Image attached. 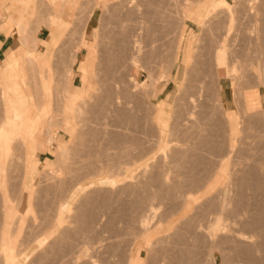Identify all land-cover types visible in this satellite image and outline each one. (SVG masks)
Masks as SVG:
<instances>
[{
    "label": "rangeland",
    "instance_id": "1",
    "mask_svg": "<svg viewBox=\"0 0 264 264\" xmlns=\"http://www.w3.org/2000/svg\"><path fill=\"white\" fill-rule=\"evenodd\" d=\"M241 1L239 3L246 5L245 1ZM253 1L260 3V0ZM187 3H195L197 9H202L204 14L202 18H198L199 24L186 21L184 27L187 32L182 42L179 62H176L177 39H179L176 35L178 34L179 37V32L183 28L182 17L176 13L180 14ZM237 5L238 3L235 7ZM244 5L238 6L237 10L238 8L240 10L242 6L246 7ZM44 6L48 5L43 2L39 5L38 15L41 10L46 9ZM221 8H224L222 0H81L75 14L76 18L64 30L58 51L54 53V58L52 56L53 61L58 62L59 59L62 61L57 63L58 68H65L67 55L68 57L72 55L79 40L81 49H79L78 58L80 59L85 53L82 49V34L86 29L89 42L86 59L92 64V69L86 72V81L88 85L91 83L94 87L86 86L85 92H90L80 96V99L83 98L82 101L77 103L71 112L65 108L66 99L59 96L58 92L53 93L50 100L52 113H57L59 105L64 108L61 124L64 126L68 121L72 123L70 128H60L66 135L62 131H59L57 135L58 138L64 136L63 146L68 149V159L59 169H56L57 164L55 167L53 165L57 156L53 161L54 143L47 144L45 150L36 153L38 166L31 175L29 174L31 168L28 165L27 168V163L19 157L20 148L15 144L6 168L7 174L0 175V240L2 231H6L2 234V239L7 238V233L11 235L10 239L5 240V254L6 258L12 259L13 264H264V69L261 66V69L256 71L257 75L261 72V75H258L259 78L255 76L254 70H250V67V69L247 67L249 70L245 69L246 61L252 59V62L249 60L247 63L253 64L257 56L253 48L255 46H252L255 40L252 22L250 24L245 21L242 24V21L247 20L246 17L244 20H239L241 23L237 26L239 32L233 30L239 38L235 35L236 38L234 37L233 40L236 46L232 45V47L235 46L233 47V49L236 48L235 50L241 49L237 50V52L240 51L238 56L241 53V57L238 58L237 55L235 57L237 61L244 63V70L250 77L244 74L246 71L241 70L244 67L242 64H240L241 69L238 68L239 62L236 61L238 66L233 62L232 64H235L232 66L233 70L229 67L228 75L219 79L221 83L217 93L219 97L213 95L216 98L211 99L212 95L208 96L203 93L204 91L197 93L196 87L193 89L194 85L192 88L189 86L201 73L197 74L196 70L200 69L201 65L199 54L205 47L207 49L209 26L212 24L211 28L216 23L214 28L219 24V27L224 29L222 26L225 25V19H223L225 16L221 15L222 11L214 13L208 19H205L206 12ZM241 10L238 12L243 14L246 8ZM240 13L237 14L238 17H242ZM213 16L222 18L218 21L217 17V22L213 24L212 22L216 20ZM2 17L3 14L0 15V18ZM178 23L179 25L182 23V27H179ZM90 25H93L95 29L89 31ZM245 25L251 28L247 26L248 35L246 31L244 32ZM219 27L217 29L219 34L224 33H220ZM239 27H242V30ZM217 30L214 32L218 33ZM250 30L254 35H251ZM246 36L250 37L249 41ZM172 40L177 42H174L176 46ZM250 41L252 45H247ZM259 41L255 40V45ZM189 42L191 52L186 57V45ZM246 46L254 49H251V54L247 52L246 49L249 47ZM117 50L120 51L121 56ZM253 53L256 55L253 56ZM53 61L50 60V70ZM197 61L200 64L196 63ZM178 65L179 69H177ZM237 68L238 71H236ZM136 73L139 75L138 81L132 76ZM149 73L152 74L151 77H155V81H160L164 73L163 77L167 78V81L156 84L155 88L159 93H156L158 95L154 99L151 88L145 85L143 88L145 90L138 89L131 80L134 78L138 83L146 82L150 85L149 81L154 79L153 77L150 79ZM230 74L235 78L229 76ZM237 74H240L239 77ZM186 80L188 82L191 80L192 84H188ZM199 80L195 81V86ZM78 83L76 78L75 84ZM118 87H121V93L118 92ZM186 88L189 91H185ZM114 91L120 97H115ZM169 92L171 94L166 96ZM188 94L193 95L194 100L196 98L197 103L193 102V105L197 104V107L188 104L189 99L192 98ZM245 94L251 95V98L256 101L254 103L258 105L252 110H245L247 114L237 110L233 123L234 129L229 136L227 120L223 118L221 112L217 111H221L222 108L234 111L235 100H237V106L239 105L238 108L242 107ZM185 95L188 96L185 97ZM165 96L168 98L161 107ZM177 105L179 107L181 105L182 109ZM217 105H221V108H217ZM118 106L120 109L117 108ZM114 108H117L120 113H113ZM99 109L101 111H98ZM122 109L126 110V113L124 110L121 111ZM176 109L179 111L178 114ZM163 112H167V118L165 126L162 127L159 124V117ZM188 112L194 114L188 115ZM239 115L244 117L239 118ZM116 117L119 120L121 118L120 125L115 124L118 121ZM217 117L220 119V124L225 126L221 125V130L217 126V120H219ZM223 120L224 123H222ZM159 128L164 130V133H160ZM86 136L87 139H85ZM111 136L122 137L120 139L128 138L124 139L125 142L119 139H117L118 142H110ZM194 137L207 140L209 143H206L207 148L211 142L214 151L210 153L211 151L198 144L199 152L194 151L195 155L191 153L192 156L182 157V161V158L177 155L178 151H187L197 143L199 140L197 141ZM164 142L169 143L167 145L169 150L165 151L166 155L163 152ZM41 143L44 146V143ZM36 148L33 150L35 151ZM202 149H204L203 152ZM193 155H199V157L194 158ZM46 157L48 159L44 166L43 161ZM260 157L262 160L257 159ZM195 160H198L199 164L196 163L194 166ZM15 163L17 164L14 167ZM175 163L180 165L177 166L178 164L175 165ZM0 170L2 173L4 169ZM20 170L23 171L22 174H19ZM163 174L164 177H162ZM174 182L181 184L179 188L177 187L178 189L176 188L177 190L172 191ZM22 186L28 189V194H25L23 200L26 206L21 213L20 209L23 206L21 204L18 208V216H20L18 220L15 219L9 229L4 228L2 200L7 194L19 201ZM166 188L171 189L166 190ZM35 198L38 199L36 204L39 202L37 206ZM222 203L225 206L221 205ZM219 207L224 209L221 208V210ZM13 217L15 218L16 215ZM218 217L222 221L220 222L221 231L211 238L209 229ZM147 220L148 222L142 225L144 224L142 221ZM133 247L137 250L134 258ZM17 250L21 252H17L18 255ZM131 258L133 259L130 260Z\"/></svg>",
    "mask_w": 264,
    "mask_h": 264
},
{
    "label": "crops",
    "instance_id": "2",
    "mask_svg": "<svg viewBox=\"0 0 264 264\" xmlns=\"http://www.w3.org/2000/svg\"><path fill=\"white\" fill-rule=\"evenodd\" d=\"M42 2L51 9L44 6L46 9L38 15ZM80 3L81 0H0V15L3 14L0 18V169L7 168L12 148L19 141V157L31 168V175L38 166L36 153L43 151L33 150L39 142L44 143L45 149L47 144L54 143L53 161L57 151L67 148L63 146L64 136L57 135L59 131L66 135L60 128H70L72 123L61 124L64 108L59 105L57 113H52L50 100L58 92L66 99L65 108L70 112L82 101L80 96L85 95L87 86L86 72L92 69L86 59L89 44L86 29L82 34L85 53L80 59L79 40L72 55H67L65 68H58L57 63L62 61H53V55L58 51L64 30L76 18ZM91 29H95L93 25ZM51 59L54 64L50 70ZM132 76L138 81L137 73ZM26 119H30L28 124ZM22 173L20 170L19 174Z\"/></svg>",
    "mask_w": 264,
    "mask_h": 264
},
{
    "label": "bare ground",
    "instance_id": "3",
    "mask_svg": "<svg viewBox=\"0 0 264 264\" xmlns=\"http://www.w3.org/2000/svg\"><path fill=\"white\" fill-rule=\"evenodd\" d=\"M160 1V0H159ZM239 1H241V0H237V2L234 0L233 2H232V0L231 1H228V0H222V6H224V8H221V9H219V10H216V11H214L213 9L212 10H207V12H206V18L205 19H208V18H210L214 13H216V12H219V11H222L221 13V15H223L224 14V18L223 19H225V22H224V26H222V27H224V29L222 28H220L219 27V24H217L218 25V27L221 29V31H220V33L221 32H224V33H221V34H219V31L217 30L218 29V27H213V26H215V24H214V22L216 21L217 22V19H218V21H219V19H221L222 17L220 16V17H218V16H216V20H212L213 22V28L211 29L210 28V26L212 25H210L209 26V30H208V41H206L207 43V49H203L202 51L204 52V50H205V52H204V55H203V52H201V54H199L201 57H199V59H200V62H201V65H200V69H197L196 70V68H195V70L196 71H198L197 72V74L199 73V72H201L198 76H199V78H198V76H197V79L196 80H194L193 81V84H192V81L191 80H189L190 82H188V80H186L187 82H188V84L189 83H191L192 85H189L191 88H192V86L194 85V88L193 89H195V87H196V89H197V93H199V92H203V93H205L206 95H208V96H210V95H212V98L211 99H213V97H215V96H213V95H216V97H219V95L217 94L219 91H218V89L219 88H221V83L219 82V79H220V77H222V76H224V75H228V70H233V67L232 66H234L235 64H237V62H239V61H237V58L236 57H238V58H240L241 56V53H240V57L238 56V54H239V52H237V50H241L240 48L239 49H237V50H235V49H233V47H235L236 45L234 44V40H233V38L235 37V35H236V33H234V31H237V26L238 25H240L241 23H240V21L241 20H244L245 18L244 17H246L247 18V20H244V21H242L243 23L242 24H244V22L245 21H247V23L248 22H250V24H251V22H252V30H254V31H252L253 33H255V40L257 41V40H260L256 45H255V40H253L254 42H253V44L254 45H252L251 44V42L252 41H250V44L248 43L247 45H252V46H255V47H253L254 49H255V53L257 54V56H256V58L254 59V63L253 64H255V65H253V64H251V63H247V61H251L252 62V59H249V60H247L246 61V68H245V65H244V63H240L239 62V66H238V64H237V66H238V68L240 67V69H241V65L240 64H242L244 67L241 69V70H243V71H246V70H244V68L245 69H247V70H249L250 68V70H254V74H256L255 76H257V78H259L258 77V75L261 73L260 71V73L257 75V73H256V71L258 70V69H261V66L263 67V69H264V1H262V0H260V3L258 2H254L253 0H243V2L245 1L246 2V5H244L243 3L241 4V2L239 3ZM262 1V2H261ZM238 3V5H237V7L238 6H240L241 7V5H244V6H246V7H243L242 6V8H240V10L241 9H244V8H246V10H243V14H241L240 12L242 11H240L239 10V8H238V10H237V7H235V5ZM256 3V4H255ZM240 4V5H239ZM186 6L184 7V10H182L181 11V13H183L182 15H181V13L180 14H178V13H176V15H180L181 17H182V20L181 21H183V28H182V30H181V32H179L180 34H179V37H178V34L176 35V37L177 38H179V39H177L178 40V44H177V57H175V59H176V62L178 61L179 62V56H180V51H181V48H182V42H183V39H184V36H185V34H186V29H185V25H186V21H190V22H192L193 24L195 23V24H199L198 22V18H202V15L204 14V11L202 10V9H197V5L195 4V3H187V4H185ZM235 8H236V11H235ZM238 11H240V12H238ZM174 12V11H173ZM180 12V11H179ZM236 12H238L237 14H239L240 13V15L242 16V17H238V15L236 14ZM220 13V12H219ZM218 13V14H219ZM217 14V13H216ZM172 17V16H171ZM174 18V17H173ZM178 18V17H177ZM179 19V18H178ZM223 19L221 20V22L223 21ZM240 20V21H239ZM179 22H180V20H178ZM177 20H176V22H178ZM235 21H239L237 24L235 23ZM254 22V23H253ZM170 23V22H169ZM204 23H206V22H204ZM208 23V22H207ZM210 23H211V21H210ZM223 23V22H222ZM240 23V24H239ZM172 24V23H171ZM175 24V23H174ZM180 23H178L177 25L179 26V27H182V23H181V25H179ZM254 24V25H253ZM221 25V24H220ZM175 26V25H174ZM205 26V25H204ZM207 26V25H206ZM246 26V25H245ZM245 26H243V27H245ZM249 28H250V26L249 25H247ZM246 26V27H247ZM175 27H177V26H175ZM178 27V28H179ZM245 27V29H244V32L248 29V27L246 28ZM169 28V27H168ZM240 28V27H239ZM242 28V27H241ZM240 28V29H241ZM219 29V30H220ZM251 29V28H250ZM211 30H213V31H211ZM214 30L216 31L217 30V32L218 33H216V32H214ZM224 30V31H223ZM234 30V31H233ZM242 30V29H241ZM177 31V30H176ZM248 31H249V29H248ZM173 32V31H172ZM175 32V31H174ZM173 32V33H174ZM232 32H233V34H232ZM237 32H239V31H237ZM242 32V31H241ZM169 33V32H168ZM172 33V34H173ZM246 34H247V31L245 32ZM250 33H251V30H250ZM170 34V33H169ZM171 34V35H172ZM243 35V34H242ZM248 35V34H247ZM251 35H254V34H252L251 33ZM251 35H249L250 37H252ZM165 36V35H164ZM233 36V37H232ZM238 35H236V37H237ZM244 36V35H243ZM249 36H246V38H247V40L249 41ZM171 37V36H170ZM173 37V36H172ZM175 37V36H174ZM235 37V38H236ZM238 38H239V36H238ZM253 38V37H252ZM251 38V39H252ZM174 39V38H173ZM243 39H245V38H243ZM238 40V39H237ZM26 41V40H25ZM173 41V43L175 42L174 40H172ZM135 42V41H134ZM238 42H239V40H238ZM243 42V41H242ZM26 43V42H25ZM175 43H177V42H175ZM174 43V44H175ZM246 43H247V41H246ZM236 44H238V46H240L239 45V43H237L236 42ZM243 44V43H242ZM245 44V43H244ZM170 45V44H169ZM232 45H235V46H233L232 47ZM175 46H176V44H175ZM196 46V45H195ZM251 46V47H252ZM133 47V46H132ZM245 47V46H244ZM246 47H249V48H245L246 50H247V52L249 53V54H251L252 53V51H251V49L252 50H254L253 48H251L250 49V46H246ZM129 48H131V47H129ZM137 47H135V49H136ZM193 48V47H192ZM195 48V47H194ZM122 49V48H121ZM175 49H176V47H175ZM189 49H190V42L186 45V57H187V55L189 56L190 55V52L191 51H189ZM244 49V48H243ZM250 49V50H249ZM123 50V49H122ZM191 50V49H190ZM193 50V49H192ZM245 50V51H246ZM251 51V52H249V51ZM169 51V50H168ZM176 51V50H175ZM196 51H198V50H196ZM199 51H200V48H199ZM244 51V50H243ZM117 52H118V50H117ZM254 52V51H253ZM120 53V51L118 52V54ZM197 53V52H196ZM198 53H200V52H198ZM132 54V53H131ZM174 54V53H173ZM255 54V55H256ZM120 55V54H119ZM175 55V54H174ZM237 55V56H236ZM244 55V53H242V56ZM248 55V54H247ZM254 55V53H253V56H255ZM260 55H262V56H260ZM121 56V55H120ZM233 56V57H232ZM236 56V57H235ZM250 56V55H249ZM248 56V57H249ZM260 56V57H259ZM117 57V56H116ZM194 57V56H193ZM197 57V56H196ZM244 57V56H243ZM261 57H263L262 59H261V61H260V58ZM134 58V57H133ZM132 58V59H133ZM236 58V59H235ZM250 58H251V56H250ZM253 58V57H252ZM116 59V58H115ZM132 59H130V60H132ZM174 59V58H173ZM174 59V60H175ZM193 59H195V57L193 58ZM198 59V58H197ZM242 59H245V58H242ZM241 59V60H242ZM240 60V59H239ZM246 60V59H245ZM244 60V61H245ZM135 61V60H134ZM186 61H187V58H186ZM237 61V62H236ZM119 62V61H118ZM169 62V61H168ZM195 62V61H194ZM193 62V63H194ZM200 62L198 63V61L196 62V63H198V64H200ZM233 62H235V64L233 65L232 63ZM132 63V62H131ZM172 63V62H171ZM171 63H169V64H171ZM174 63V62H173ZM133 64H134V62H133ZM133 64H131V66H134ZM168 64V65H169ZM192 64V63H191ZM195 64V63H194ZM251 65H253V66H251ZM195 66H197L196 64H195ZM199 66V65H198ZM236 66V67H237ZM170 67V66H169ZM169 67H167V68H169ZM230 67V69H228ZM236 67L234 68V69H236ZM249 69H248V68ZM253 67H254V69H253ZM180 68V66L178 65L177 66V69H179ZM192 68H193V66H192ZM199 68V67H198ZM238 68H237V70L236 71H238ZM118 69H119V67H118ZM228 69V70H227ZM194 70V69H193ZM200 70V71H199ZM117 71V70H116ZM189 71H191V70H189ZM195 71V72H196ZM252 71H250V72H252ZM164 72V71H163ZM167 72V71H166ZM194 72V73H195ZM249 72V74H251ZM119 73V72H118ZM168 73V72H167ZM187 73V72H186ZM191 73H193V72H191ZM237 73V72H236ZM239 73H240V71H239ZM148 74V73H147ZM196 74V73H195ZM194 74V75H195ZM241 74V73H240ZM240 74H237V77H239L238 75H240ZM244 74H247V71H246V73H244ZM114 75V74H113ZM152 75V74H151ZM151 75H150V73H149V77H151ZM163 75H165V73L164 74H162L161 75V80L160 81H155V77H153V79L154 80H150V79H152V77L149 79L148 78V80H150L151 81V83H150V81H149V84L150 85H148L146 82H143V83H138L134 78H132L131 80H132V83L134 84V86L136 87V88H138V89H143L144 87H145V85H147L149 88H151V90H152V92L151 93H153V99L156 97V95H158V94H156L157 92L159 93V91L155 88L156 87V84L158 83V82H161V81H167V78L164 76L163 77ZM187 75H188V73H187ZM189 75H190V73H189ZM192 75V74H191ZM193 75V76H194ZM236 75V74H235ZM242 75H243V73H242ZM248 75V74H247ZM261 75V74H260ZM259 75V76H260ZM116 76V75H115ZM195 76V77H196ZM229 76H231V74L229 75ZM246 76V75H245ZM249 76V75H248ZM247 76V77H248ZM187 77V76H186ZM185 77V78H186ZM189 77H191V76H189ZM188 77V78H189ZM194 77V78H195ZM231 77H233V76H231ZM236 77V78H237ZM250 77V76H249ZM115 78V77H114ZM233 78H235V77H233ZM233 78H232V80H233ZM245 78V77H244ZM198 79H200L199 80V83L195 86V81H197L198 82ZM239 79V78H238ZM241 79V78H240ZM248 79V78H247ZM252 79V78H251ZM256 79V78H255ZM262 80V79H261ZM235 81V80H234ZM233 81V82H234ZM240 81V80H239ZM249 81V80H248ZM224 82V81H223ZM236 82H237V80H236ZM250 82V81H249ZM255 82V81H254ZM258 82H259V80H258ZM257 82V83H258ZM195 83V84H194ZM241 83H242V79H241ZM245 83V82H244ZM256 83V82H255ZM260 83V82H259ZM264 83V82H263ZM262 83V84H263ZM116 84H118V82L116 83ZM261 84V85H262ZM88 85V84H87ZM113 85V84H112ZM238 85V83L236 84V86ZM242 85V84H241ZM249 85H251V84H249ZM248 85V86H249ZM257 85V84H256ZM91 87V86H93L94 87V85H91V83L87 86V87ZM108 86V85H107ZM116 86V85H115ZM131 86H132V84H131ZM187 87H188V85H186ZM223 86V85H222ZM87 87L85 88V90L84 91H86V89H87ZM102 87V86H101ZM117 87V86H116ZM133 87V86H132ZM244 87V86H243ZM246 87V86H245ZM92 88V87H91ZM106 88V87H105ZM121 88V87H120ZM120 88L118 87V89L117 90H119L118 92L119 93H121L120 92ZM124 88V87H123ZM123 88H122V90H123ZM237 88H239V87H237ZM242 88V87H241ZM240 88V89H241ZM90 89V88H89ZM88 89V90H89ZM103 90H104V88H102ZM115 89V88H114ZM138 89H136V91L138 90ZM185 89V88H184ZM187 89V88H186ZM235 89H236V87H235ZM240 89H239V92H240ZM117 90H115L116 92H117ZM143 90H145V89H143ZM191 90V89H190ZM111 91H112V89H111ZM114 91V92H115ZM154 91V92H153ZM185 91H189L188 89L187 90H185ZM236 91V93L238 94V91L237 90H235ZM234 91V92H235ZM90 92V91H89ZM88 91L87 92H85V94L86 93H89ZM99 92V91H98ZM115 92V93H116ZM129 92H131V91H129ZM132 92H134V91H132ZM184 92V91H183ZM191 92V91H190ZM100 93V92H99ZM105 93H107V91L105 92ZM114 93V94H115ZM150 93V94H151ZM235 93V94H236ZM241 93V92H240ZM95 94V93H94ZM133 94V93H132ZM147 94H149V93H147ZM171 93L169 92V93H167L166 94V96H168V95H170ZM173 94V93H172ZM186 94H187V92H186ZM193 94V93H192ZM204 94V95H205ZM210 94V95H209ZM237 94L235 95V97L237 96ZM95 95H98V94H95ZM113 95V94H112ZM129 95V94H128ZM152 95V94H151ZM189 96H190V94H188ZM187 95V96H188ZM203 95V94H202ZM241 95V94H240ZM118 95H117V93H116V96L115 97H117ZM165 96V98L163 99V103L161 104V107L162 106H164V102H165V100L168 98V97H166ZM186 95H185V97H187ZM193 96V95H192ZM192 96H190V97H192ZM118 97H120V95L118 96ZM117 97V98H118ZM151 97V96H150ZM189 97V98H190ZM197 97V96H196ZM215 97V98H216ZM259 97V96H258ZM117 98H115L116 100H118ZM198 98V97H197ZM201 98V97H200ZM244 99V105H242L241 103H243V101H241V105H242V107H240V108H238L239 107V105L237 106V100H235V106H234V111H232V110H228V109H220L221 108V105H217L218 107L217 108H219L221 111H217L218 113L219 112H221V114H222V116H223V118H225L226 120H227V126H228V132H227V134H229V136H230V134L233 132V129H234V126H233V123H234V119H235V114L237 113V110H241V112H244V113H246L245 112V110L247 111V110H252L253 108H256L257 107V105H258V103H254V101H255V99L254 98H251V95H249V94H245V96L243 97ZM123 99V98H122ZM134 99V98H133ZM188 99V98H187ZM206 98H204V100H205ZM237 99V98H236ZM120 100V99H119ZM186 100V99H185ZM209 100H210V98H209ZM240 100H242V99H240ZM240 100H239V102H240ZM227 101V100H226ZM231 101V100H230ZM129 102H130V99H129ZM184 102V101H183ZM182 102V103H183ZM193 102H196V98H195V100H194V98L192 97L191 99H189V102H188V104H191V105H193L194 103ZM206 102V101H205ZM208 102V101H207ZM238 102V103H239ZM256 102V101H255ZM116 103H118V102H116ZM121 103V102H120ZM126 103V102H125ZM187 103V102H186ZM197 103V102H196ZM211 103V102H210ZM216 103V102H215ZM232 103V102H231ZM260 103V102H259ZM205 104V103H204ZM208 104V103H207ZM206 104V105H207ZM214 104V103H213ZM99 105H100V102H99ZM122 105V104H121ZM126 105V104H125ZM152 105V104H151ZM183 105V104H182ZM187 105V104H186ZM240 105V106H241ZM79 106V105H78ZM127 106V105H126ZM133 106V105H132ZM153 106V105H152ZM194 107H197V104H196V106L195 105H193ZM100 107V106H99ZM177 107L178 108H180V109H182V106L180 105V107L177 105ZM185 107V106H184ZM118 109H120L119 108V106L117 107ZM113 109V113H116V112H118V113H120V111H118V109ZM135 108V107H134ZM153 108V107H152ZM151 108V109H152ZM177 108V109H178ZM189 108H190V106H189ZM188 108V109H189ZM212 108V107H211ZM214 109H215V107H213ZM216 108V109H217ZM101 109V108H100ZM98 110V111H101V110ZM131 109V108H130ZM177 109H176V111H177ZM244 111H243V110ZM124 109H122L121 111H123ZM132 110V109H131ZM154 110V109H153ZM218 110V109H217ZM76 111H77V108H76ZM128 111H130L129 109H128ZM182 111V110H181ZM215 111V110H214ZM124 112L126 113V110H124ZM178 112L179 111H177L176 113L178 114ZM187 112V111H186ZM208 112V111H207ZM258 112V111H257ZM93 113H95V112H93ZM193 112H191L190 114H189V112H188V115H191ZM215 113V112H214ZM259 113V112H258ZM257 113V114H258ZM263 113V112H262ZM262 113H261V115H262ZM194 114V113H193ZM217 114V113H216ZM239 114H240V112H239ZM247 114V113H246ZM246 114H244V115H246ZM180 115H182V114H180ZM240 115H242V113L240 114ZM239 115V116H240ZM244 115L243 116H240L239 118H242V117H244ZM264 115V114H263ZM100 116V115H99ZM120 116V115H119ZM129 116V115H128ZM133 116V115H132ZM178 116V115H177ZM211 116H213L212 114H211ZM255 116V115H254ZM98 117V116H97ZM219 117H221V115H219ZM249 117V116H248ZM117 118V117H116ZM126 118V117H125ZM128 118V117H127ZM166 118H167V112H163L162 114H161V116L159 117V124L163 127V126H165V124H166ZM213 118V117H212ZM218 118V117H217ZM222 118V117H221ZM257 118H258V116H257ZM262 118V117H261ZM118 119V118H117ZM117 119H115V120H117ZM122 119H124V118H122ZM196 119V118H195ZM199 119V118H198ZM201 119V118H200ZM209 119H211V118H209ZM219 119V118H218ZM224 119V120H225ZM245 119V118H244ZM251 119V118H250ZM252 119H254V118H252ZM120 120H121V118H120ZM119 119H118V121H116L117 123H115V124H118L119 123V125L121 124ZM128 120V119H127ZM127 120L125 121V123L127 122ZM188 120V119H187ZM224 120H223V122L222 123H224ZM242 120V119H241ZM248 120H249V118H248ZM264 120V119H263ZM130 121V120H129ZM209 121V120H208ZM213 121V120H212ZM245 121H247V120H245ZM254 121V120H253ZM257 121V120H256ZM27 124L30 122V119H26V121H25ZM71 122V121H70ZM122 122H123V120H122ZM186 122V121H185ZM188 122H189V120H188ZM199 122V121H198ZM226 122V121H225ZM249 122V121H248ZM247 122V123H248ZM252 122V121H251ZM255 122V121H254ZM259 122V121H258ZM193 123V122H192ZM195 123H197V122H195ZM221 122H220V119L219 120H217V126H219L218 128H220L221 127V125H223V124H220ZM242 123V122H241ZM240 123V124H241ZM262 123V122H261ZM74 124V123H73ZM128 124V123H127ZM192 125V124H191ZM204 125V124H203ZM244 125H245V123H244ZM243 125V126H244ZM260 125V124H259ZM258 125V126H259ZM264 125V124H263ZM190 126V125H189ZM224 126V125H223ZM226 126V127H227ZM254 126V125H253ZM261 126V125H260ZM95 127V126H94ZM192 127H194V125L192 126ZM225 127V126H224ZM256 127V126H255ZM196 128V127H195ZM245 128V127H244ZM101 129V128H100ZM193 129V128H192ZM214 129V128H213ZM242 129V128H241ZM198 130H200V129H198ZM220 130H221V128H220ZM164 130H161L160 128H159V132L160 133H164L163 132ZM201 131V130H200ZM241 131V130H240ZM263 131V130H262ZM79 132V131H78ZM81 132V131H80ZM197 133H198V131H196ZM219 132V131H218ZM244 132V131H243ZM261 132V131H260ZM195 133V132H194ZM221 133V132H220ZM219 133V134H220ZM81 134V133H80ZM85 134V133H84ZM83 134V135H84ZM87 134V133H86ZM196 134V133H195ZM200 134V133H199ZM198 134V135H199ZM218 134V135H219ZM244 134V133H243ZM201 135V134H200ZM199 135V136H200ZM217 135V134H216ZM223 135V134H222ZM221 135V136H222ZM246 135V134H245ZM81 136H82V134H81ZM81 136H80V139H81ZM202 136V135H201ZM226 136V135H225ZM228 136V135H227ZM84 137V136H83ZM89 137H91V136H89ZM102 137V136H101ZM196 137H197V134H196ZM196 137H194L198 142L197 143H195L193 146H191V148H188V149H190V150H188L187 149V151H184V150H181V152L180 151H178V152H176V153H178L177 155H179L181 158L183 157H185L186 158V156L188 157L189 155H191L192 156V154L191 153H193L194 151L196 152V151H198L199 150V145H201V146H203L206 150H209V152L210 153H212L213 151H214V149H213V147H212V145H211V142H210V146L207 148V144L206 143H208L207 142V140L205 141V140H202V138L200 137L199 139L198 138H196ZM218 137H220V136H218ZM224 137V136H223ZM253 137V136H252ZM120 138H122V137H120ZM120 138H118V136H116L115 138H114V136L112 137H110V142H113V141H117V139H119V140H123V142H125V138L127 139L128 137H125L124 139H120ZM76 139H78V138H76ZM80 139H79V141H80ZM84 139V138H83ZM85 139H87V136H86V138ZM89 139V138H88ZM229 139H230V137H229ZM19 140V139H18ZM195 140V141H196ZM241 140V139H240ZM82 141V140H81ZM87 141V140H86ZM89 141H91V139L89 140ZM222 141V140H221ZM220 141V142H221ZM255 141V140H254ZM259 142H260V140H258ZM18 142V141H17ZM20 142V141H19ZM18 142V143H19ZM85 142V141H84ZM118 142V141H117ZM120 142V141H119ZM169 142V141H168ZM168 142H164L165 143V148H164V150H163V152H164V154H165V151L168 149L167 147V145L169 144ZM213 142V141H212ZM261 142H262V140H261ZM18 143H16V147H21V145H20V143L18 144ZM17 144H18V146H17ZM199 144V145H198ZM209 144V143H208ZM217 144H218V142H217ZM247 144H248V142H247ZM199 148H198V147ZM216 146V145H215ZM34 148V147H33ZM234 148V147H233ZM241 148V147H240ZM37 150H41V149H45V147L42 145V143L41 142H39L38 144H37V148H36ZM193 149H196V150H193ZM244 149V148H243ZM12 150H13V148H12ZM169 150V149H168ZM186 150V149H185ZM193 150V151H192ZM263 150V149H262ZM174 151V150H173ZM175 151H176V149H175ZM202 152L204 151V149H202L201 150ZM194 152V153H195ZM199 152V151H198ZM208 152V154H210ZM218 152V151H217ZM221 152V151H220ZM238 152V151H237ZM175 153V152H174ZM193 153V154H194ZM206 153V152H205ZM229 153V152H228ZM227 153V154H228ZM68 154H69V152H68V149L66 148V149H64V150H59V153L57 154V156H56V158H55V161H54V163H53V165H54V167H55V165L57 164V168L56 169H59V167H61V165L63 164V163H66V160L68 159ZM167 154V153H166ZM165 154V155H166ZM197 154V153H196ZM263 154V153H262ZM164 155V156H165ZM175 155V154H174ZM176 155V156H177ZM195 155V154H194ZM193 155V157L195 158H197V157H199V155H196V156H194ZM175 156V157H176ZM255 156V155H254ZM165 158V157H164ZM166 158H167V156H166ZM183 158H182V161H183ZM179 159V158H178ZM200 158H198V160H199ZM258 160H260L261 159V157L260 158H257ZM190 160H193V159H190ZM198 160H195V162H193V163H195L194 164V166L196 165V163H198ZM262 160V159H261ZM182 161H180V162H182ZM184 161H185V159H184ZM189 161V159L187 160V162ZM186 162V163H187ZM191 163H192V161H191ZM192 163V164H193ZM256 163V162H255ZM178 164V163H177ZM176 163H175V165H177ZM182 164V163H181ZM199 164V163H198ZM180 165V163L177 165V166H179ZM183 165V164H182ZM177 166H175V167H177ZM185 166V165H184ZM193 166V167H194ZM181 167V166H180ZM186 167V166H185ZM198 167V166H197ZM211 167V166H210ZM60 169H62V168H60ZM253 169V168H252ZM1 171V170H0ZM7 170H6V168L2 171V173H0V175H6L7 174V172H6ZM59 171V170H58ZM62 172V171H61ZM98 172V171H97ZM248 172V171H247ZM96 173V172H95ZM110 173V172H109ZM62 174V173H61ZM111 174V173H110ZM159 174V173H158ZM251 174V173H250ZM96 175V174H95ZM162 176V175H161ZM160 176V177H161ZM152 177V176H151ZM159 177V178H160ZM162 177H164V174H163V176ZM256 177V176H255ZM6 178V177H5ZM253 178V177H252ZM3 180H4V178H2ZM163 179V178H162ZM169 179V178H168ZM161 180V179H160ZM164 180V179H163ZM6 181V180H5ZM171 181V180H170ZM177 181V180H176ZM240 181H242V180H240ZM172 183H173V181H171ZM149 183V182H148ZM175 183V182H174ZM178 182H176L172 187H171V185H170V187L172 188V191L173 190H177L178 188H179V186H180V184H177ZM161 184V183H160ZM163 184H165V183H163ZM254 184V183H253ZM166 187H169V186H166ZM178 187V188H177ZM171 188H168V189H171ZM177 188V189H176ZM164 189V188H163ZM167 188H166V190H168ZM23 190H26V192H23ZM165 190V189H164ZM146 191V190H145ZM152 191V190H151ZM171 191V192H172ZM160 192V191H159ZM161 192H163L162 190H161ZM168 192V191H167ZM170 192V193H171ZM22 193H24L23 194V196H22ZM173 193V192H172ZM171 193V194H172ZM25 194H28V189H27V187L26 186H22V190H21V193H20V197H21V199L19 200V201H17V200H15V199H12V197H10L9 195H5L4 196V200H2V206H3V220H2V224H3V226H4V228H10V225L12 224V222L16 219V221L18 220L17 218H19L20 216H18L19 214H18V212H19V210H18V208H19V206H21V204L23 205L22 206V208L20 209L21 210V213H23V209L25 208V206H26V203L25 202H23V200H24V196H25ZM45 194V193H44ZM152 194V193H151ZM167 193L165 192V195H166ZM46 195V194H45ZM45 195H44V197H45ZM161 195V194H160ZM168 195H169V193H168ZM173 195V194H172ZM151 196V195H150ZM157 196V195H156ZM43 197V198H44ZM158 197V196H157ZM162 197H163V195H162ZM161 197V198H162ZM224 197V196H223ZM40 198V197H39ZM50 198V197H49ZM173 198H175V197H173ZM55 199V198H54ZM91 199V198H90ZM136 199V198H135ZM153 199V198H152ZM160 199V198H159ZM225 199V198H224ZM35 200H36V198H35ZM34 200V201H35ZM38 200V199H37ZM37 200L35 201V204H36V202H37ZM146 200H147V198H146ZM1 201V200H0ZM162 201V200H161ZM228 201V200H227ZM225 202V201H224ZM39 203V202H38ZM37 203V204H38ZM47 203V202H46ZM63 203V202H62ZM141 203V202H140ZM237 203V202H236ZM1 204V203H0ZM15 205V207H13L14 205ZM35 204H33V206H35ZM37 204H36V206H37ZM45 204V203H44ZM177 204V203H176ZM221 205H224L225 206V204L224 203H222ZM229 205V204H228ZM227 206V205H226ZM211 207V206H210ZM217 207V206H216ZM44 208V207H43ZM49 208V207H48ZM220 209L221 208H223V207H219ZM203 209V208H202ZM224 209V208H223ZM222 210V209H221ZM218 211V210H217ZM199 212V211H198ZM234 212V211H233ZM17 213V214H16ZM128 213V212H127ZM213 213V212H212ZM244 214V213H243ZM250 214V213H249ZM16 215V217L14 218L13 216H15ZM143 215V214H142ZM220 215V214H219ZM92 216V215H91ZM138 216V215H137ZM31 217H33V215L31 216ZM134 217V216H133ZM143 217V216H142ZM202 217V216H201ZM222 217V216H221ZM151 218V217H150ZM217 218V217H216ZM100 219V218H99ZM138 219V218H137ZM87 220V219H86ZM143 220H146V219H143ZM162 220V219H161ZM212 220V219H211ZM240 220V219H239ZM130 221H131V219H130ZM216 222L211 226V228L209 229V235H210V237L212 238V236L214 237L215 235H217V232L218 231H221V223L220 222H222L220 219H219V217H218V219H216L215 220ZM250 221V220H249ZM98 222V221H97ZM142 222L144 223V224H142ZM141 222V224L142 225H145L147 222H148V220L147 221H142ZM214 222V221H213ZM212 223V222H211ZM129 224V223H128ZM198 225V224H197ZM209 225V224H208ZM156 226V225H155ZM243 226V225H242ZM128 227V226H127ZM145 227V226H144ZM199 227V226H198ZM142 228H143V226H142ZM95 230V229H94ZM144 230V229H143ZM197 230H198V228H197ZM142 231V230H141ZM145 231V230H144ZM6 233V231H2L1 232V240H0V259L2 260V263L1 264H13V262H12V259L11 260H9V258H6V254H5V240L7 239V238H11V235L9 234V233H7V238L6 239H2V234L3 233ZM103 233V232H102ZM145 233V232H144ZM144 233H143V235H144ZM11 234H12V230H11ZM147 234V233H146ZM142 236V235H141ZM146 236V235H145ZM144 236V237H145ZM184 236V235H183ZM194 236V235H193ZM119 237V236H118ZM172 237H175V236H172ZM221 237V236H220ZM224 237V236H223ZM231 238V237H230ZM159 239V238H158ZM225 240V239H224ZM236 240V239H235ZM9 241V240H8ZM228 242H229V240H227ZM86 242V241H85ZM88 242V241H87ZM136 242V241H135ZM238 242V241H237ZM134 243V242H133ZM221 243V242H220ZM54 244V243H53ZM56 244V243H55ZM111 244V243H110ZM122 244V243H121ZM9 245V244H8ZM118 246V245H117ZM108 247V246H107ZM134 248V247H133ZM18 249V248H17ZM103 249V248H102ZM135 250H134V252H133V249H132V252H133V258L135 257V255H136V252H137V250H136V247L134 248ZM147 249V248H146ZM184 249V248H183ZM212 249H214V248H212ZM112 250V249H111ZM215 250V249H214ZM131 251V250H130ZM17 252H19L18 250L16 251V254H17ZM87 252V251H86ZM19 253H21V252H19ZM18 253V254H19ZM17 254V255H18ZM170 254V253H169ZM17 255H16V257H17ZM212 255V254H211ZM246 255V254H245ZM130 256V255H129ZM132 256V255H131ZM187 256V255H186ZM133 258H131L130 260H132ZM167 258V257H166ZM246 258V257H245ZM79 258H77V260H78ZM168 259V258H167ZM175 259V258H174ZM0 260V261H1ZM151 260V259H150ZM88 261V260H87ZM173 261V260H172ZM179 261V260H178ZM132 262V261H131ZM181 262V261H180ZM243 262V261H242ZM96 263V262H95ZM193 263V262H192ZM252 263V262H251ZM94 264V263H93Z\"/></svg>",
    "mask_w": 264,
    "mask_h": 264
}]
</instances>
